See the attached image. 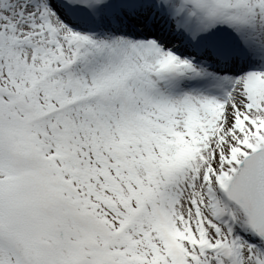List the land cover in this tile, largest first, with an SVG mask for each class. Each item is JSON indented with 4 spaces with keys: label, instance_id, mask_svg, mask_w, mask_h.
<instances>
[{
    "label": "snow or ice",
    "instance_id": "1",
    "mask_svg": "<svg viewBox=\"0 0 264 264\" xmlns=\"http://www.w3.org/2000/svg\"><path fill=\"white\" fill-rule=\"evenodd\" d=\"M0 264H264V0H0Z\"/></svg>",
    "mask_w": 264,
    "mask_h": 264
}]
</instances>
